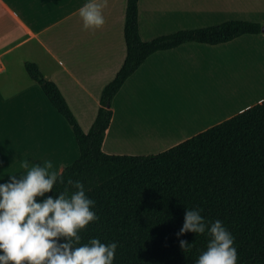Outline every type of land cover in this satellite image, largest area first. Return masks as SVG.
Returning <instances> with one entry per match:
<instances>
[{"label":"crops","instance_id":"crops-1","mask_svg":"<svg viewBox=\"0 0 264 264\" xmlns=\"http://www.w3.org/2000/svg\"><path fill=\"white\" fill-rule=\"evenodd\" d=\"M86 2L0 0V184L25 173L22 160L63 170L80 155L71 125L29 75L26 60L58 83L89 131L104 87L126 59L128 0H106L104 25L89 30L79 16ZM225 16L264 23V0H140V33L149 40ZM262 100L264 31L157 51L116 95L103 149L159 153Z\"/></svg>","mask_w":264,"mask_h":264},{"label":"trees","instance_id":"trees-1","mask_svg":"<svg viewBox=\"0 0 264 264\" xmlns=\"http://www.w3.org/2000/svg\"><path fill=\"white\" fill-rule=\"evenodd\" d=\"M263 26L234 18L145 40L140 33V0H128L127 56L104 87L89 131L58 83L37 62L26 60L27 72L69 122L78 141L80 155L64 167L63 178L84 184L99 217L80 231L81 244L92 238L116 242L113 264H195L210 237L207 232L179 237L177 233L186 210L198 209L209 226L219 220L232 234L237 264H264V100L159 153L111 154L103 149L116 95L151 54L187 42L224 43L260 33ZM64 187L57 182L47 196L56 197ZM180 240L190 243V251L181 250Z\"/></svg>","mask_w":264,"mask_h":264},{"label":"clouds","instance_id":"clouds-1","mask_svg":"<svg viewBox=\"0 0 264 264\" xmlns=\"http://www.w3.org/2000/svg\"><path fill=\"white\" fill-rule=\"evenodd\" d=\"M105 2L87 0L79 16L85 30L101 28ZM25 173L10 175L0 184V264H113L117 243H101L92 238L81 244L80 231L99 217L92 210L95 201L88 198L84 184L71 178L65 182L63 171L53 170L51 161L43 166L22 160ZM51 170V171H50ZM59 182L65 185L56 197H45ZM70 188H75L70 192ZM192 232L210 237L207 248L195 264H237L234 237L221 221L209 226L198 209H187L177 236ZM64 238L66 242L61 243ZM183 252L191 245L180 240Z\"/></svg>","mask_w":264,"mask_h":264},{"label":"rangeland","instance_id":"rangeland-1","mask_svg":"<svg viewBox=\"0 0 264 264\" xmlns=\"http://www.w3.org/2000/svg\"><path fill=\"white\" fill-rule=\"evenodd\" d=\"M223 21L224 20H229V19H234V18H231V17H229V16H225V18H221ZM262 23V22H261ZM262 24H264V23H262ZM13 64H15V62H12ZM24 71H25V69H24ZM227 71H228V68H227ZM228 73V72H227ZM225 79H227V78H225ZM232 88H235V89H238V87H237V84L236 85H233V87ZM241 89H242V87L237 91V92H241ZM259 96V93L257 94V95H255L254 96V98H256V97H258Z\"/></svg>","mask_w":264,"mask_h":264},{"label":"water","instance_id":"water-1","mask_svg":"<svg viewBox=\"0 0 264 264\" xmlns=\"http://www.w3.org/2000/svg\"><path fill=\"white\" fill-rule=\"evenodd\" d=\"M262 30L264 31V26L262 27Z\"/></svg>","mask_w":264,"mask_h":264}]
</instances>
